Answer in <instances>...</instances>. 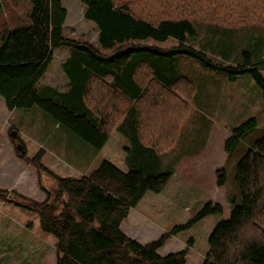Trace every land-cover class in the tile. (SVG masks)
<instances>
[{
	"label": "trees",
	"instance_id": "16d2710c",
	"mask_svg": "<svg viewBox=\"0 0 264 264\" xmlns=\"http://www.w3.org/2000/svg\"><path fill=\"white\" fill-rule=\"evenodd\" d=\"M82 1L84 17L98 30L97 44L64 33L68 10L62 0H31V23L3 29L0 96L9 110L38 105L97 150L115 127L141 155L148 174L123 170L104 159L89 174L61 176L42 162L41 151L28 157L26 149L17 146L18 156L37 169L46 198L39 201L16 189L0 188V200L38 215L42 230L57 238L56 264H189L187 248L159 252L185 226L175 225L141 243L126 234L121 223L147 192L163 191L172 175L158 171V153L176 144L196 87L188 77L170 74L169 60L193 57L233 81L250 73L264 100V75L252 66L249 53L245 64H230L187 43V35L196 33L193 18L236 24L251 20L264 26V0ZM148 38L178 43L163 47L145 43ZM60 46L71 48L64 64L69 77L65 92L40 83L53 50ZM255 125L253 118L234 129L226 150ZM16 137L13 143L20 140ZM219 172V184H224L225 171ZM44 174L54 180L53 191L42 184ZM236 181L241 203L234 204L230 217L213 229L202 264H264V135L238 162ZM221 211L219 203L209 202L195 219ZM191 242L192 238L188 245Z\"/></svg>",
	"mask_w": 264,
	"mask_h": 264
},
{
	"label": "rangeland",
	"instance_id": "374dc122",
	"mask_svg": "<svg viewBox=\"0 0 264 264\" xmlns=\"http://www.w3.org/2000/svg\"><path fill=\"white\" fill-rule=\"evenodd\" d=\"M62 1L68 10L64 33L97 44L98 30L92 21L84 17L83 1ZM2 3L0 34L6 26L18 28L31 23V0H2ZM192 22L196 33L187 35V43L230 64H245L249 55L252 66L259 68L264 75L263 25L251 20L236 24L193 18ZM144 42L163 47L178 43L174 39L159 42L151 38ZM69 49L66 46L55 49L45 75L52 70L57 71V67L62 71L59 59ZM168 63L170 74L188 77L195 84L196 91L176 144L166 152L158 153V171L171 172V178L160 193L147 192L133 209L127 230L131 234L138 233L145 239L144 242H149L175 225H183L185 227L178 230L174 237L171 236L159 252L166 254L173 249L178 252L192 238L191 245H188L187 263L200 262L205 259L209 236L215 226L230 217L234 204L241 203L236 169L253 143L264 135L263 91L250 73L241 74L233 81L226 73L203 67L193 57L179 56ZM253 118L256 120L255 127L227 151L226 141L234 129ZM0 128V187L25 192L22 194L39 201L46 193L38 182L37 169L24 160L18 164L13 158L14 149L18 153V144L22 145L23 150L26 149L28 157L41 151L42 162L61 176L89 174L104 159L114 162L123 170L135 168L148 174L141 155L115 127L111 129L110 139L104 148L97 150L57 124L38 105L17 108L13 114L7 108L4 97L0 96ZM9 128L15 130L20 139L11 148L5 137ZM45 137H49L46 139L48 141L44 140ZM127 147L131 150H127ZM67 160L80 164L78 170ZM220 170L225 171L224 184H219ZM16 180L18 183L12 186ZM42 184L51 191L56 186L46 174L42 176ZM1 202L0 264H56L57 238L42 230L38 215ZM209 202L219 203L222 211L196 220L198 212ZM142 221L151 224H140ZM165 227L167 230H163ZM173 243L175 246L171 248Z\"/></svg>",
	"mask_w": 264,
	"mask_h": 264
},
{
	"label": "crops",
	"instance_id": "0c3cea01",
	"mask_svg": "<svg viewBox=\"0 0 264 264\" xmlns=\"http://www.w3.org/2000/svg\"><path fill=\"white\" fill-rule=\"evenodd\" d=\"M67 19H68V15H67ZM67 19H66V21H67ZM65 26H66V22H65V24H64V29H65ZM56 49V48H55ZM55 49L53 50V58H54V53H55ZM70 54H71V48L69 49V50H67L65 53H63L62 54V56L60 57L61 59H59V64L61 65V69H62V71H60V68H58L57 67V71L59 70V72H57L56 70H52L51 71V73H49V74H44V76H43V78L41 79V81H40V83L41 84H43V85H47V86H50L51 88H53V89H55V90H57L58 92H65V91H67V89H68V87H69V77H68V75H67V73L65 72V69H64V64H65V62H67V60L69 59V57H70ZM53 60V59H52ZM47 71V70H46ZM52 77H51V76ZM49 80V81H48ZM60 80V81H59ZM58 83H64L65 85H63V86H61V85H58ZM17 109H14V110H10V112H13V114L15 113V111H16ZM2 128H0V135H1V130ZM13 131H15V130H13V129H11V128H9V130H8V134L5 136L6 137V139H7V141H8V144H9V146H10V148H11V146H14V144H13V140H12V137H14V138H16V140H17V137H16V135L15 136H13L12 135V133H13ZM46 139H49V137H45L44 138V140L45 141H48V140H46ZM110 139V138H109ZM37 141V140H36ZM109 141V140H108ZM107 141V142H108ZM59 145H61V146H63L62 144H59ZM105 146V145H104ZM65 147V146H64ZM15 148V147H14ZM104 148V147H103ZM67 149H69V148H67ZM89 152H91V151H89ZM13 154V158H14V160L15 161H17V163L18 164H21V158L18 156V154H17V152L15 151V149H14V152L12 153ZM68 161V160H67ZM69 162V165H71V166H73L74 168H76L77 170H78V165H80V164H76L75 162H72V161H68ZM16 183H18V180H16L15 182H14V184H12V186L13 185H16ZM0 188H3V187H0ZM6 189H10V188H6ZM12 189V188H11ZM22 193H25V192H22ZM147 195V193L145 194V196ZM144 196V197H145ZM143 197V198H144ZM46 198V195L44 194V196H43V198H41V200H44ZM142 198V199H143ZM142 199H141V201H142ZM140 201V202H141ZM1 202V201H0ZM139 202V203H140ZM138 203V204H139ZM1 204H7L6 202H1ZM135 208V207H134ZM134 208H132L131 210H130V212H129V214H128V217L125 219V220H123V222L121 223V229L126 233V234H129V235H131L133 238H135L136 240H138L139 242H141V243H146V242H144L145 241V239H143L142 237H141V235H138V233L137 234H133V232H132V234L127 230L128 229V227H127V225H129L128 224V220L130 219V217H131V214H132V212H133V209ZM138 219H136V221H137ZM141 220H143V219H141ZM140 224H143V225H150L151 223L149 222V221H142V222H140ZM31 224H29V226H30ZM153 225V224H152ZM157 225V224H156ZM158 226H160V225H158ZM163 230H167V228L165 227V228H163ZM162 232H160V233H158L157 235H159V234H161ZM175 235H177V234H175ZM174 235V236H175ZM173 236V237H174ZM157 237V236H156ZM144 240V241H143ZM184 244V243H183ZM166 245V244H165ZM164 245V246H165ZM185 245V247L184 248H187V254H189V248L190 247H188V245H186V244H184ZM163 246V247H164ZM175 246V243H173L172 244V246H171V248L172 247H174ZM183 248V249H184ZM160 251H161V249H160ZM179 251V250H178ZM173 252H177V250L176 249H173V250H170V252H167L166 254H169V253H173ZM161 253V252H160ZM162 254V253H161ZM166 254H163V255H166ZM198 259V258H197ZM199 261V260H198ZM203 261H204V259H201L200 260V262H189V264H202L203 263Z\"/></svg>",
	"mask_w": 264,
	"mask_h": 264
},
{
	"label": "water",
	"instance_id": "95a60500",
	"mask_svg": "<svg viewBox=\"0 0 264 264\" xmlns=\"http://www.w3.org/2000/svg\"><path fill=\"white\" fill-rule=\"evenodd\" d=\"M12 135H13V136H15V135H16V132H15V131H13ZM18 145H19V147H18V148L20 149V151H23V149H22V145H21V144H18Z\"/></svg>",
	"mask_w": 264,
	"mask_h": 264
}]
</instances>
